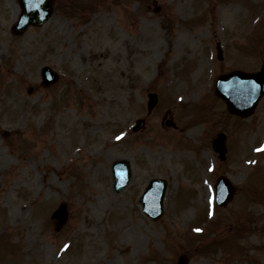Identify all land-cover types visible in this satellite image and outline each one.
<instances>
[{
  "label": "rangeland",
  "instance_id": "1",
  "mask_svg": "<svg viewBox=\"0 0 264 264\" xmlns=\"http://www.w3.org/2000/svg\"><path fill=\"white\" fill-rule=\"evenodd\" d=\"M53 5L14 34L19 0H0V264H264V97L241 117L215 89L264 63V0ZM43 66L60 74L49 86ZM118 160L132 167L121 191ZM156 176L167 190L152 219L140 196ZM220 176L234 187L221 206Z\"/></svg>",
  "mask_w": 264,
  "mask_h": 264
},
{
  "label": "water",
  "instance_id": "2",
  "mask_svg": "<svg viewBox=\"0 0 264 264\" xmlns=\"http://www.w3.org/2000/svg\"><path fill=\"white\" fill-rule=\"evenodd\" d=\"M22 6L21 20L15 26V32L21 33L30 25H42L53 13V0H20ZM221 54V49H219ZM43 84L50 85L58 79V74L49 67H44ZM217 94L222 96L234 113L245 115L253 111L259 99L264 94V64L261 71L256 73H246L234 71L219 78L217 83ZM157 94L151 93L148 101V111H151L157 103ZM145 125V119H138L133 124V130L138 131ZM214 147L221 153L226 151L225 136L220 134L214 140ZM113 174L115 177L114 187L120 191L126 186L131 177V167L127 160L117 161L113 164ZM221 182V183H220ZM218 200L225 203L232 196L233 187L225 178H220L217 185ZM224 188L226 191L223 192ZM166 190V183L161 179H153L146 187L141 196L144 211L157 218L163 211V197ZM67 205L64 203L54 212V217L58 219L59 229L67 219ZM188 258L182 255L179 264H187Z\"/></svg>",
  "mask_w": 264,
  "mask_h": 264
},
{
  "label": "snow or ice",
  "instance_id": "3",
  "mask_svg": "<svg viewBox=\"0 0 264 264\" xmlns=\"http://www.w3.org/2000/svg\"><path fill=\"white\" fill-rule=\"evenodd\" d=\"M119 138V137H118ZM199 231V230H198Z\"/></svg>",
  "mask_w": 264,
  "mask_h": 264
}]
</instances>
